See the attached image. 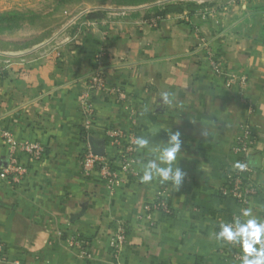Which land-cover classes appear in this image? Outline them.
<instances>
[{
	"label": "crops",
	"instance_id": "1",
	"mask_svg": "<svg viewBox=\"0 0 264 264\" xmlns=\"http://www.w3.org/2000/svg\"><path fill=\"white\" fill-rule=\"evenodd\" d=\"M195 1L161 16L108 14L53 53L0 63V127L46 148L39 160L16 153L28 169L21 182L12 185L0 176V243L8 260L0 264H112L116 221L128 227L122 264H237L213 233L243 207L264 217V0ZM206 9L213 13L204 18ZM157 16L154 27L150 21ZM207 48L244 86L230 85L210 69ZM100 50L109 81L123 88L126 99L95 95L98 152L117 155L106 141L110 129L139 136L163 124L179 131L178 166L186 172L179 189L139 182V162L150 158L143 150L135 154V175L114 191L99 176L80 173V94ZM165 91L171 108L159 103ZM245 122L258 133L248 157L258 192L241 205L220 189L236 169L232 147ZM167 137L161 129L153 140ZM8 161L0 136V172ZM115 167L120 170L119 163ZM159 193L173 212L154 210L146 218V205ZM74 233L90 243V258L68 245Z\"/></svg>",
	"mask_w": 264,
	"mask_h": 264
},
{
	"label": "built area",
	"instance_id": "2",
	"mask_svg": "<svg viewBox=\"0 0 264 264\" xmlns=\"http://www.w3.org/2000/svg\"><path fill=\"white\" fill-rule=\"evenodd\" d=\"M213 10L206 9L202 14L204 18L212 14ZM160 16L152 18L150 24L154 27L159 26ZM204 46L207 43L204 42ZM205 61L210 69L218 76H224L226 82L230 85L237 83L244 86L243 81L238 79L235 73L230 70L222 61L215 58L213 53L207 48L205 50ZM105 51L100 50L94 54L93 67L87 76L80 94L79 112L81 116L82 129V150L79 156L80 173L86 177L99 176L110 191H114L120 186L126 176L135 175L133 171V163L135 160L136 149L132 144V138L136 137L135 133L130 131H122L119 129H110L106 138L107 144L116 146L118 153L111 159L105 153L98 154L94 148L97 147L93 127L95 123L96 107L95 95L104 92L118 102L126 99V93L122 87L112 84L106 73ZM134 112H131L133 115ZM0 136L5 140L9 148V161L1 168L0 176L6 179L10 184L15 185L21 182L28 173V169L22 166L17 158L18 151L29 154L33 159L39 160L46 153V148L39 142L19 141L15 139L13 134L8 130L0 127ZM258 133L254 126L249 122H245L240 127V134L232 147V151L238 157L240 163L247 164L244 171L235 169L229 173L227 180L221 186L220 194L223 197L231 198L238 204L246 205L250 197L257 194L258 185L252 179V166L248 157L257 142ZM105 142V141H104ZM106 143V142H105ZM116 162L120 165V170L115 167ZM124 174L125 176H122ZM154 210H160L164 213L171 214L173 209L168 205L162 194H158L156 201L146 205V218L151 219V213ZM231 221V220H227ZM218 230V228H217ZM128 227L123 221H116V227L111 237V262L112 264H122L121 257L124 245L126 243ZM68 245L72 248L79 249L82 257H91L90 243L80 234H72L67 239ZM223 245L222 251L228 253L232 260L239 264L240 252L238 248ZM5 247L0 243V262H7Z\"/></svg>",
	"mask_w": 264,
	"mask_h": 264
},
{
	"label": "rangeland",
	"instance_id": "3",
	"mask_svg": "<svg viewBox=\"0 0 264 264\" xmlns=\"http://www.w3.org/2000/svg\"><path fill=\"white\" fill-rule=\"evenodd\" d=\"M183 1L0 0V63L9 64L15 56L34 58L44 52L53 53L60 48L59 43L88 32L94 22L108 14L132 11L155 16Z\"/></svg>",
	"mask_w": 264,
	"mask_h": 264
},
{
	"label": "clouds",
	"instance_id": "4",
	"mask_svg": "<svg viewBox=\"0 0 264 264\" xmlns=\"http://www.w3.org/2000/svg\"><path fill=\"white\" fill-rule=\"evenodd\" d=\"M158 98L159 103L164 107L173 106V99L169 92H162ZM149 110L146 107L144 112ZM161 129L167 132V139L154 141L153 137ZM204 135L207 136L208 133L205 131ZM131 142L136 151L143 150L150 157L139 162L141 184L158 182L161 185H168L171 190L179 189L186 176V172L178 166L183 156L179 131L173 132L163 124L152 126L148 134L136 136ZM235 167L244 171L247 164L237 162ZM213 237L221 244L239 249V264H264V217L255 215L253 206L241 208L231 221L219 222L218 230L214 231Z\"/></svg>",
	"mask_w": 264,
	"mask_h": 264
},
{
	"label": "trees",
	"instance_id": "5",
	"mask_svg": "<svg viewBox=\"0 0 264 264\" xmlns=\"http://www.w3.org/2000/svg\"><path fill=\"white\" fill-rule=\"evenodd\" d=\"M197 5V2L196 1H192V0H185L183 2H180V6H172L170 8H166L164 11H162V13L158 14V15H163L165 13H168V12H172V11H180V10H183L185 7H191V6H195ZM91 17V15H90Z\"/></svg>",
	"mask_w": 264,
	"mask_h": 264
},
{
	"label": "water",
	"instance_id": "6",
	"mask_svg": "<svg viewBox=\"0 0 264 264\" xmlns=\"http://www.w3.org/2000/svg\"><path fill=\"white\" fill-rule=\"evenodd\" d=\"M95 141H96L97 144H100V142H99L97 139H95ZM102 143L104 144L103 141H102ZM94 150H95L96 153H98V154H100V155L102 154V153H99V152H98L97 147H95Z\"/></svg>",
	"mask_w": 264,
	"mask_h": 264
}]
</instances>
